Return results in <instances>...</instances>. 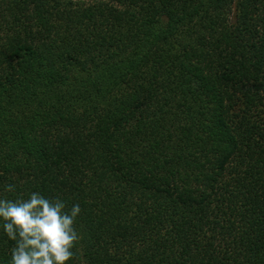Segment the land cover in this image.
Returning a JSON list of instances; mask_svg holds the SVG:
<instances>
[{
	"label": "trees",
	"instance_id": "1",
	"mask_svg": "<svg viewBox=\"0 0 264 264\" xmlns=\"http://www.w3.org/2000/svg\"><path fill=\"white\" fill-rule=\"evenodd\" d=\"M33 191L81 207L67 264H264V0H0V193Z\"/></svg>",
	"mask_w": 264,
	"mask_h": 264
},
{
	"label": "clouds",
	"instance_id": "2",
	"mask_svg": "<svg viewBox=\"0 0 264 264\" xmlns=\"http://www.w3.org/2000/svg\"><path fill=\"white\" fill-rule=\"evenodd\" d=\"M8 183L3 193H15ZM0 193V237L13 242L8 264H67L81 239L76 221L81 207L33 191L26 198Z\"/></svg>",
	"mask_w": 264,
	"mask_h": 264
}]
</instances>
